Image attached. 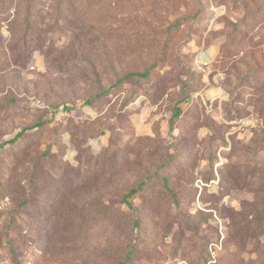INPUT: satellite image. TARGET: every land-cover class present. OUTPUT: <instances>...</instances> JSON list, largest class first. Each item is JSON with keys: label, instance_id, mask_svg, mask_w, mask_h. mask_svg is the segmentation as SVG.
I'll use <instances>...</instances> for the list:
<instances>
[{"label": "rangeland", "instance_id": "obj_1", "mask_svg": "<svg viewBox=\"0 0 264 264\" xmlns=\"http://www.w3.org/2000/svg\"><path fill=\"white\" fill-rule=\"evenodd\" d=\"M0 264H264V0H0Z\"/></svg>", "mask_w": 264, "mask_h": 264}, {"label": "crops", "instance_id": "obj_2", "mask_svg": "<svg viewBox=\"0 0 264 264\" xmlns=\"http://www.w3.org/2000/svg\"><path fill=\"white\" fill-rule=\"evenodd\" d=\"M215 47L214 46H203L196 52L197 62L200 64L211 63L215 59Z\"/></svg>", "mask_w": 264, "mask_h": 264}, {"label": "trees", "instance_id": "obj_3", "mask_svg": "<svg viewBox=\"0 0 264 264\" xmlns=\"http://www.w3.org/2000/svg\"><path fill=\"white\" fill-rule=\"evenodd\" d=\"M133 75H135V74H134V73H130V74H128V76H133ZM138 75H139V76H145L146 73H139ZM89 102H90V101H89ZM90 103H91V102H90ZM20 135H21V134L18 133L16 138H18ZM136 192H137V189H136V188H132V189H130V190L124 195L125 198H126V200H128V198L132 197ZM126 200H125V201H126ZM128 204H129L128 206L131 207V204L129 203V201H128Z\"/></svg>", "mask_w": 264, "mask_h": 264}]
</instances>
